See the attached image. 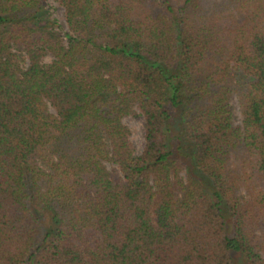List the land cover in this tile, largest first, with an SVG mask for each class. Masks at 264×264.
Listing matches in <instances>:
<instances>
[{
  "label": "trees",
  "instance_id": "trees-1",
  "mask_svg": "<svg viewBox=\"0 0 264 264\" xmlns=\"http://www.w3.org/2000/svg\"><path fill=\"white\" fill-rule=\"evenodd\" d=\"M45 1L0 0V264H264V0Z\"/></svg>",
  "mask_w": 264,
  "mask_h": 264
},
{
  "label": "rangeland",
  "instance_id": "rangeland-1",
  "mask_svg": "<svg viewBox=\"0 0 264 264\" xmlns=\"http://www.w3.org/2000/svg\"><path fill=\"white\" fill-rule=\"evenodd\" d=\"M45 9L48 10L50 17L55 18L59 25V30L61 32L65 31L67 29L66 23L63 16V8L61 5H59L55 0H46L45 1ZM50 59V56H46L45 60L48 61ZM25 64V62H24ZM230 103L233 107L234 111V123L240 124L241 123V114L238 107V101L236 95H232L230 99ZM123 122L129 127L130 129V140L133 144L135 153H140L143 144H144V138H143V124L144 119L139 110L136 108L134 110V113L126 116L123 118ZM237 160L235 163H238ZM107 168H111L114 165L111 162H106ZM184 174V172L182 173ZM231 255H241L239 252H232ZM242 256V255H241ZM232 257V256H231ZM234 264H241V259L236 258Z\"/></svg>",
  "mask_w": 264,
  "mask_h": 264
}]
</instances>
